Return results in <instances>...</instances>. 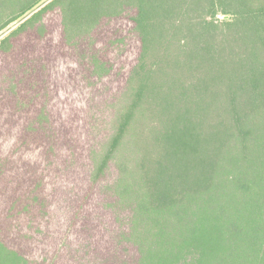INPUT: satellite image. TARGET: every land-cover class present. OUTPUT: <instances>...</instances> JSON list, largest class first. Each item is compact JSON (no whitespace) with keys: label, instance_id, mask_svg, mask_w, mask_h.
Listing matches in <instances>:
<instances>
[{"label":"trees","instance_id":"trees-1","mask_svg":"<svg viewBox=\"0 0 264 264\" xmlns=\"http://www.w3.org/2000/svg\"><path fill=\"white\" fill-rule=\"evenodd\" d=\"M57 2L69 35L135 11L138 57L89 154L92 183L117 176L54 252L41 227L15 243L4 228L0 264H264V0H50L41 11ZM28 151L20 167L0 165V199L27 162L51 174L45 153Z\"/></svg>","mask_w":264,"mask_h":264},{"label":"rangeland","instance_id":"rangeland-1","mask_svg":"<svg viewBox=\"0 0 264 264\" xmlns=\"http://www.w3.org/2000/svg\"><path fill=\"white\" fill-rule=\"evenodd\" d=\"M48 1L0 0V165L20 167L28 150L40 149L51 172L42 176L32 162L19 171L12 194L0 199V234L9 228L14 239L41 227L49 253L56 241H70L69 224L98 213L104 185L117 176L111 168L92 183L89 154L109 133L110 104L124 91L140 48L133 8L69 35L58 2L41 11Z\"/></svg>","mask_w":264,"mask_h":264},{"label":"water","instance_id":"water-1","mask_svg":"<svg viewBox=\"0 0 264 264\" xmlns=\"http://www.w3.org/2000/svg\"><path fill=\"white\" fill-rule=\"evenodd\" d=\"M223 17L226 18V17H228V16H227V15H224Z\"/></svg>","mask_w":264,"mask_h":264}]
</instances>
